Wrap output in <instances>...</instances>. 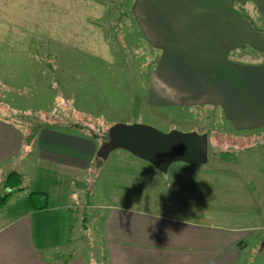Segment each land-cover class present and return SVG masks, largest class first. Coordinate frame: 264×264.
<instances>
[{
  "label": "rangeland",
  "instance_id": "374dc122",
  "mask_svg": "<svg viewBox=\"0 0 264 264\" xmlns=\"http://www.w3.org/2000/svg\"><path fill=\"white\" fill-rule=\"evenodd\" d=\"M131 5L132 0H0V118L25 136L34 134L30 144L23 143L30 146L29 156L18 157L25 162L0 168L1 193L3 177L14 169L23 172L25 187L2 208L0 224L28 212L26 187L37 173L26 159L46 129L83 134L99 145L104 130L116 123L162 132L205 127L211 129L208 153H214L199 170L178 161L155 176L153 164L116 149L105 159L93 155V165L74 181L45 175L51 179L45 184L49 208L33 215L34 243L45 260L57 264H109L92 223L104 207L120 205L248 227L252 234L243 238L240 264H264V126L235 131L212 104L150 103L149 78L165 50L147 44L130 17ZM254 21L264 30L263 18ZM169 46L171 53L191 51L189 45ZM252 59L264 61V51Z\"/></svg>",
  "mask_w": 264,
  "mask_h": 264
},
{
  "label": "crops",
  "instance_id": "0c3cea01",
  "mask_svg": "<svg viewBox=\"0 0 264 264\" xmlns=\"http://www.w3.org/2000/svg\"><path fill=\"white\" fill-rule=\"evenodd\" d=\"M237 4L246 8H240L243 14ZM129 13L147 44L165 50L149 78L150 103L212 104L222 108L235 131L263 128L264 61L252 58L264 51V30L254 21L264 19V0H132ZM172 44L189 45L191 51L168 52L174 51ZM202 128L190 131L206 133L209 143L206 130L210 128ZM46 130L38 136V150L26 159L37 173L26 188L49 197L45 184L51 179L45 175L74 181L93 165L92 156L101 143L96 145L79 133ZM23 136L21 129L0 118V168L17 159L25 162L18 158L30 153V146H23ZM44 141L48 144H40ZM199 165L189 167L199 170ZM14 170L23 178L21 170ZM156 170L151 168L155 176ZM104 209L92 227L105 242L109 264H240L243 238L252 234L248 227L202 223L120 205ZM27 211L0 224V264H57L45 260L34 243L33 215L41 210L27 207Z\"/></svg>",
  "mask_w": 264,
  "mask_h": 264
},
{
  "label": "water",
  "instance_id": "95a60500",
  "mask_svg": "<svg viewBox=\"0 0 264 264\" xmlns=\"http://www.w3.org/2000/svg\"><path fill=\"white\" fill-rule=\"evenodd\" d=\"M108 140L101 144L97 156L105 159L116 149H123L150 162L165 173L173 162L204 164L208 160V135L196 131L162 132L145 124L116 123L108 128Z\"/></svg>",
  "mask_w": 264,
  "mask_h": 264
},
{
  "label": "trees",
  "instance_id": "16d2710c",
  "mask_svg": "<svg viewBox=\"0 0 264 264\" xmlns=\"http://www.w3.org/2000/svg\"><path fill=\"white\" fill-rule=\"evenodd\" d=\"M236 7H238V5H236ZM240 8L241 7L237 8V10H239V12H241V14H243L244 12L241 10L242 8L241 9ZM97 129H99V127ZM92 135L94 136V135H96V133L93 132ZM33 138H34V134H29L28 136L24 135L23 136V142L28 145V144H30V142L32 141ZM108 138H109L108 137V129H105L103 138L100 137V139H101L100 143L101 144L105 143L108 140ZM213 145L215 146L216 149L218 148L217 144H213ZM212 153H214V152L213 151L209 152L208 155L211 157L213 155ZM2 184L4 187V192H2V193L0 192V211L8 203V201L10 200V198L12 197V195L15 192L22 191L25 189V187L23 186L22 175L16 170H12V171L8 172L5 175ZM48 198L49 197L45 192L29 191L27 194V198H26V205L29 208V210H31V211L43 210L49 206ZM238 245L239 244L237 243V246ZM243 245L244 244H242V246Z\"/></svg>",
  "mask_w": 264,
  "mask_h": 264
}]
</instances>
